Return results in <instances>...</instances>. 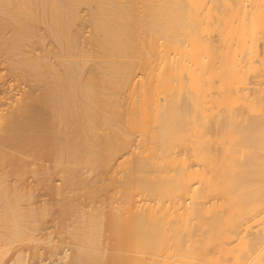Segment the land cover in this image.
Listing matches in <instances>:
<instances>
[{"label":"bare ground","instance_id":"bare-ground-1","mask_svg":"<svg viewBox=\"0 0 264 264\" xmlns=\"http://www.w3.org/2000/svg\"><path fill=\"white\" fill-rule=\"evenodd\" d=\"M2 66L23 77L3 83L0 264H32L17 244L43 262L35 233L52 206L30 202L27 178L39 171L71 228L65 264L241 259L228 245L264 213L251 150L264 133V0H0ZM85 172L113 175L104 215L83 204L99 193Z\"/></svg>","mask_w":264,"mask_h":264},{"label":"rangeland","instance_id":"rangeland-1","mask_svg":"<svg viewBox=\"0 0 264 264\" xmlns=\"http://www.w3.org/2000/svg\"><path fill=\"white\" fill-rule=\"evenodd\" d=\"M88 10L82 8L80 10L81 20L79 27L83 30L85 36L89 35V22L87 20ZM39 30L44 36H46V29L44 26H40ZM46 47L53 48V42L46 38ZM41 51V50H40ZM22 75L18 72H14L6 66L0 68V96L1 98L6 97L10 92L5 91L3 83L8 81L10 83L22 82ZM35 81H33L34 83ZM29 84V83H28ZM35 84V83H34ZM4 89V90H3ZM5 91V92H2ZM9 92V93H8ZM5 94V96H4ZM17 94V93H16ZM14 94H12L13 96ZM18 95V94H17ZM3 96V97H2ZM11 95H7V100L4 98V103L0 102V113L6 112V108L9 106ZM14 99L16 96H13ZM251 150L259 157L264 158V133L261 131L256 132V143ZM259 170L263 173V181L260 183V192L264 191V167H260ZM49 175L45 171H39L36 173H28L27 178L34 186V197L31 199V203L34 206L39 207L40 205L46 204L52 206L50 214L43 220L40 229L35 233L37 238H39V250L42 253L43 262L38 263V261L33 260L32 252L26 246H21L17 244L14 250L23 248L24 253L28 261L32 264H65L62 259L63 252H70L72 247L70 243L71 228L66 222L65 224L59 223V211L58 204L60 203L62 197L51 196L48 191V182L46 181V176ZM85 177L91 179V182L98 189L99 193L96 197L89 198L83 202L86 209L95 207L104 213L113 208L118 201L116 194V187L111 184V179L113 177L112 173L104 174L101 177H94L92 174L85 172ZM55 184H60L59 180H53ZM70 197H75L73 193H69ZM76 199V198H75ZM77 200V199H76ZM24 204L29 203L28 201L23 202ZM113 236L110 235L109 230L103 233L102 241L103 245L109 249H113ZM56 245L58 253L51 254V246ZM228 248L234 252L241 259L232 260V264H264V213L248 217L246 224L242 229L241 236L232 240L228 245ZM14 250H12L9 256H13Z\"/></svg>","mask_w":264,"mask_h":264}]
</instances>
